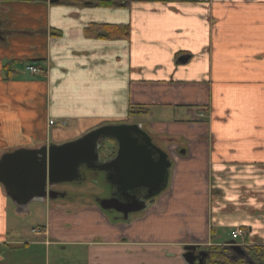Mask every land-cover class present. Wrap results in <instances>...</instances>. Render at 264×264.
Wrapping results in <instances>:
<instances>
[{
  "label": "crops",
  "instance_id": "0c3cea01",
  "mask_svg": "<svg viewBox=\"0 0 264 264\" xmlns=\"http://www.w3.org/2000/svg\"><path fill=\"white\" fill-rule=\"evenodd\" d=\"M99 1L0 0V158L137 124L167 154L166 183L122 220L91 172L110 137L70 180L105 183L88 202L19 205L0 181V264H186V245L222 247L237 227L264 243V0ZM100 24L129 35H86Z\"/></svg>",
  "mask_w": 264,
  "mask_h": 264
},
{
  "label": "water",
  "instance_id": "95a60500",
  "mask_svg": "<svg viewBox=\"0 0 264 264\" xmlns=\"http://www.w3.org/2000/svg\"><path fill=\"white\" fill-rule=\"evenodd\" d=\"M48 1L53 3L57 0ZM99 137H110L116 141L114 156L102 161L101 169L109 172V177L112 174L117 183L122 184V190H130L149 181L152 192L147 197L161 191L170 164L167 154L153 144L137 124L126 123L100 126L72 142L4 154L0 158V181L11 199L19 205L29 198L52 199L58 194L51 188L55 183L72 180L78 165L98 160ZM145 207L144 201L128 209L115 205L116 211H121L125 219L128 213ZM227 244L237 255H246L235 241L228 240ZM183 257L186 264H207V252L198 250L195 245H186Z\"/></svg>",
  "mask_w": 264,
  "mask_h": 264
},
{
  "label": "trees",
  "instance_id": "16d2710c",
  "mask_svg": "<svg viewBox=\"0 0 264 264\" xmlns=\"http://www.w3.org/2000/svg\"><path fill=\"white\" fill-rule=\"evenodd\" d=\"M102 5H120V0H105L99 1ZM86 35L97 38H127L129 28L127 25H91L85 31ZM245 251L248 258L232 257L228 248L221 246L210 247L207 250V264H264V243L250 244L245 246ZM250 263H249V262Z\"/></svg>",
  "mask_w": 264,
  "mask_h": 264
},
{
  "label": "flooded vegetation",
  "instance_id": "af4514ba",
  "mask_svg": "<svg viewBox=\"0 0 264 264\" xmlns=\"http://www.w3.org/2000/svg\"><path fill=\"white\" fill-rule=\"evenodd\" d=\"M115 152L113 153V156H114ZM157 156H155L156 158ZM101 165H102V162H100V165H98L94 170H92L91 172H94V173H98V170L101 169ZM100 171H103V169H101ZM106 173V179H109L110 181V184L113 183V186H110L109 188L111 189L112 191V196L109 197V199H107L106 201H104V204L107 205V206H110L112 207L113 209H115V205H118L120 208H125V209H128V208H132L134 206H138L140 205V203L142 201H144L146 204L151 200L150 197H147L152 191L150 188L151 184L149 183V181H144V185H140L138 187H134V188H131L130 190H122V184L121 183H117V179L115 180L113 177H112V174H111V177H109V172H105ZM108 177V178H107ZM165 179V178H164ZM105 183H101V186L103 185L104 186ZM109 184V185H110ZM120 184V185H119ZM147 184V186H145ZM150 184V185H149ZM163 185V184H161ZM53 187V188H52ZM51 188L54 189L55 191L58 192V194L56 195L55 198H58L60 197L61 195L63 196V194L60 192V190L54 188V186H52ZM163 187V186H162ZM105 188V187H104ZM103 188V189H104ZM108 188V190H109ZM106 189V188H105ZM61 196V197H62ZM53 199V198H52ZM51 199V200H52ZM115 201V203H114ZM102 204V203H101ZM116 210V209H115ZM118 212V216L122 219V220H127L128 216L130 213L127 214V217L126 219L123 217V214L121 211H117Z\"/></svg>",
  "mask_w": 264,
  "mask_h": 264
},
{
  "label": "rangeland",
  "instance_id": "374dc122",
  "mask_svg": "<svg viewBox=\"0 0 264 264\" xmlns=\"http://www.w3.org/2000/svg\"><path fill=\"white\" fill-rule=\"evenodd\" d=\"M54 188L60 190V192L65 196L66 198H55L51 201H65V200H72L75 199L78 202H88L90 198L93 196H96L97 194L103 195L100 190L103 189L105 186L95 187L89 184L88 182H73V181H65L61 183H55ZM29 205V211L30 214L26 215L21 224V228L24 232H29L31 227H35V224H32L33 218L37 216V211H41L43 209L42 204H37V202H30ZM42 212V211H41ZM40 213V212H39ZM18 219H21V217H18ZM230 234V233H229ZM228 236V235H227ZM260 244V243H259ZM239 257L237 254L234 256V258Z\"/></svg>",
  "mask_w": 264,
  "mask_h": 264
},
{
  "label": "built area",
  "instance_id": "2783aa9c",
  "mask_svg": "<svg viewBox=\"0 0 264 264\" xmlns=\"http://www.w3.org/2000/svg\"><path fill=\"white\" fill-rule=\"evenodd\" d=\"M26 69L32 73H38L40 71V69L37 67V66H34V65H27L26 66ZM202 113H199V116H201ZM66 122L65 121H62L61 122V125H65ZM242 229L241 228H236L232 234H231V237L236 239L238 236L242 235Z\"/></svg>",
  "mask_w": 264,
  "mask_h": 264
}]
</instances>
